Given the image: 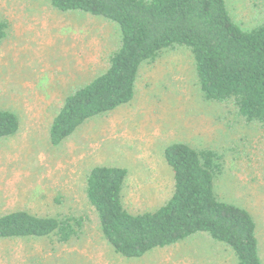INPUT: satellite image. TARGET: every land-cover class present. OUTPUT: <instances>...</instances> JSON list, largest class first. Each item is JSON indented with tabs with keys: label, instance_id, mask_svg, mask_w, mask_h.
Instances as JSON below:
<instances>
[{
	"label": "rangeland",
	"instance_id": "rangeland-1",
	"mask_svg": "<svg viewBox=\"0 0 264 264\" xmlns=\"http://www.w3.org/2000/svg\"><path fill=\"white\" fill-rule=\"evenodd\" d=\"M244 28L258 25L264 0H226ZM6 36L0 41V108L21 118V129L0 138V214L26 209L41 216L84 218L78 237L0 240V264H237L232 249L202 234L176 246L126 258L101 233L85 191L97 165L128 170L125 206L154 209L172 190L164 149L186 142L212 149L223 172L218 196L250 211L264 263V124L248 122L233 102L205 99L192 53L164 51L139 71L127 104L92 117L67 140L53 145L52 119L66 96L108 67L118 46V26L103 17L54 8L50 0H0Z\"/></svg>",
	"mask_w": 264,
	"mask_h": 264
},
{
	"label": "trees",
	"instance_id": "trees-1",
	"mask_svg": "<svg viewBox=\"0 0 264 264\" xmlns=\"http://www.w3.org/2000/svg\"><path fill=\"white\" fill-rule=\"evenodd\" d=\"M61 11L103 17L120 30L108 67L64 99L49 128L57 146L92 117L129 103L141 66L178 46L192 53L196 77L207 100L233 102L248 122L264 124V16L252 28L237 23L226 0H50ZM7 23L0 19V41ZM18 113L0 108V138L18 133ZM172 171L170 195L154 209L132 212L125 206V167L97 165L85 179L86 197L95 208L103 237L126 258L176 246L202 234L232 249L237 264H264L257 223L250 211L222 200L216 180L223 172L219 155L174 142L164 149ZM83 217L41 216L26 209L0 214V240L43 238L59 242L78 237Z\"/></svg>",
	"mask_w": 264,
	"mask_h": 264
},
{
	"label": "crops",
	"instance_id": "crops-1",
	"mask_svg": "<svg viewBox=\"0 0 264 264\" xmlns=\"http://www.w3.org/2000/svg\"><path fill=\"white\" fill-rule=\"evenodd\" d=\"M10 212V211H9ZM7 213V212H6Z\"/></svg>",
	"mask_w": 264,
	"mask_h": 264
}]
</instances>
